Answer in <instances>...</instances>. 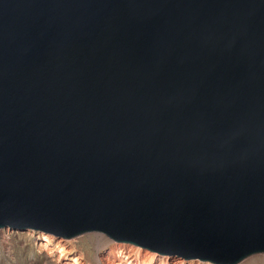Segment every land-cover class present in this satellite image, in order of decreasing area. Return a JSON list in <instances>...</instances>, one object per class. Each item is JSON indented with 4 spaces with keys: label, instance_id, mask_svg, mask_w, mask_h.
Masks as SVG:
<instances>
[{
    "label": "water",
    "instance_id": "95a60500",
    "mask_svg": "<svg viewBox=\"0 0 264 264\" xmlns=\"http://www.w3.org/2000/svg\"><path fill=\"white\" fill-rule=\"evenodd\" d=\"M3 228L264 253V0H0Z\"/></svg>",
    "mask_w": 264,
    "mask_h": 264
},
{
    "label": "rangeland",
    "instance_id": "374dc122",
    "mask_svg": "<svg viewBox=\"0 0 264 264\" xmlns=\"http://www.w3.org/2000/svg\"><path fill=\"white\" fill-rule=\"evenodd\" d=\"M4 230H0L2 233V236H0V264H89L84 259V251L77 246L78 238L70 240L61 239V243L58 242V244L57 242L42 244L37 238L39 236H37L36 231H34L35 233H30L24 230H11V234L8 235L9 232H4ZM31 234H33V237H30ZM89 236H93V239L87 242L88 248H93L94 252L98 248H106L109 244L102 247L96 246V243H98L96 241L101 237L97 234H87L81 237Z\"/></svg>",
    "mask_w": 264,
    "mask_h": 264
},
{
    "label": "bare ground",
    "instance_id": "6f19581e",
    "mask_svg": "<svg viewBox=\"0 0 264 264\" xmlns=\"http://www.w3.org/2000/svg\"><path fill=\"white\" fill-rule=\"evenodd\" d=\"M3 229H5L4 232H6V231L9 232L8 235L11 234L10 233L11 229H9V228H3ZM0 230H2V229H0ZM20 231H23V230H20ZM24 231H28L30 233H35L34 231L29 230V229H25ZM36 234H37V236H39L37 238L39 241L42 242V244L43 243L51 244L52 242H57V244H58V242H60V240H61L59 238H55V237H52L49 235H44V234L39 233V232H36ZM0 236H2L1 232H0ZM30 237H33V234H31ZM34 237H36V236H34ZM92 237L93 236H89V237L79 236V237H77L78 238L77 246L81 250L84 251V254H83L85 256L84 259L87 262H89V264H207L208 263V262L207 263L206 262H199L197 259H188V260L182 261V259L175 257V255L159 256V255H156L155 253H149L144 249H140L138 247H135V246H132L129 244L115 243V242L110 243L109 241H107L102 236L99 237V239L97 238L98 241H96V242H98V243H96V246L102 247L103 245L105 246L106 244H108V243L109 244L106 246V248H104V249L98 248V249H96L97 252L96 251L94 252L93 248H91L92 250L90 248H88V243H87L93 239ZM239 264H264V253L252 255V256L244 259Z\"/></svg>",
    "mask_w": 264,
    "mask_h": 264
}]
</instances>
